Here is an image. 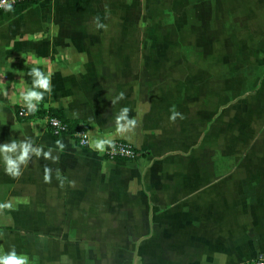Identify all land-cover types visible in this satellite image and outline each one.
<instances>
[{"label":"crops","instance_id":"obj_1","mask_svg":"<svg viewBox=\"0 0 264 264\" xmlns=\"http://www.w3.org/2000/svg\"><path fill=\"white\" fill-rule=\"evenodd\" d=\"M183 14L188 37H173L165 53L155 15H171L176 35ZM33 66L51 77L37 108L77 120L87 145L54 135L46 117L17 115ZM123 107L134 133L117 132ZM173 108L183 119L170 121ZM25 139L58 160L33 156L13 177L0 156V202L13 205L0 212V255L248 264L264 254V0H38L0 10V144ZM100 140L128 141L138 155L107 159L111 143L100 150Z\"/></svg>","mask_w":264,"mask_h":264},{"label":"clouds","instance_id":"obj_2","mask_svg":"<svg viewBox=\"0 0 264 264\" xmlns=\"http://www.w3.org/2000/svg\"><path fill=\"white\" fill-rule=\"evenodd\" d=\"M14 2V0H13ZM0 7H4L6 11H11L13 4L9 0H0ZM103 27V25H98ZM28 74L32 77V86L21 94L24 106L28 112H35L38 104L43 100L44 93L51 91V77L41 70L39 66H33ZM124 99V94L120 93L112 103L115 104L119 100ZM130 109L123 107L115 116V126L117 132L120 134L134 133L138 122L135 118L129 117ZM170 121L175 122L177 118L183 119V115L176 111L175 108L171 109ZM110 141L100 140L97 142V148L103 150L106 144ZM57 145L62 149L64 145L57 141ZM0 156H2L5 171L13 177H19L22 174V165H27L33 156L45 159H51L53 162L58 160V157L52 156V149L44 151L42 146H34L31 139H25L19 143L15 140L0 144ZM44 181L50 183L52 179V169L48 166L44 167ZM59 178V177H58ZM13 207L12 202H0V212L4 210H11ZM0 264H30L27 255L18 254L13 248L3 255H0Z\"/></svg>","mask_w":264,"mask_h":264},{"label":"built area","instance_id":"obj_3","mask_svg":"<svg viewBox=\"0 0 264 264\" xmlns=\"http://www.w3.org/2000/svg\"><path fill=\"white\" fill-rule=\"evenodd\" d=\"M38 0H9L12 2L13 7L24 4V3H32L37 2ZM0 10H5L4 7H0ZM28 114L27 108L22 107L17 111V115L19 117H26ZM47 126L49 130L54 135H60L66 133L67 126L63 124L59 118L55 116H47L46 117ZM75 139L80 146H85L88 144V133L86 129H78L74 132ZM104 155L107 159L110 160H117V159H124V160H134L138 153L136 147L125 140H114L109 148L104 152ZM248 264H264V254L257 255L253 259H251Z\"/></svg>","mask_w":264,"mask_h":264},{"label":"rangeland","instance_id":"obj_4","mask_svg":"<svg viewBox=\"0 0 264 264\" xmlns=\"http://www.w3.org/2000/svg\"><path fill=\"white\" fill-rule=\"evenodd\" d=\"M155 16H156V18L157 17L161 18V16H163V20H160V21H163L164 29L158 31V37H160V38L162 37L163 38V41H164V46H163L164 52L165 53H171V52H173V51H171V49L173 48L171 46V44L173 42V39H172L173 37H175L177 35L184 37L183 39L188 37V31H187L188 22H189L188 15L187 14H183V15L179 16V22L181 24V28L182 29H181V31L179 30V33H177L176 35H174L173 30L169 28V26L172 23V22H170L171 21V19H170L171 15H155ZM155 35L156 34H154V37H155ZM226 38H228V37L226 36ZM184 43H186V41ZM187 48H188V46L183 44V46L181 47V52L182 53H187ZM231 63H233V61H230L229 65Z\"/></svg>","mask_w":264,"mask_h":264},{"label":"trees","instance_id":"obj_5","mask_svg":"<svg viewBox=\"0 0 264 264\" xmlns=\"http://www.w3.org/2000/svg\"><path fill=\"white\" fill-rule=\"evenodd\" d=\"M28 111V110H27ZM31 116H40V117H47V116H55L60 119V121L67 126L66 134L71 135L75 139L74 132H76L78 129H85L84 126H82L77 120H71L68 119L65 114L60 110H50V111H44L42 109H38L35 112H28L27 117ZM77 142V140L75 139Z\"/></svg>","mask_w":264,"mask_h":264}]
</instances>
